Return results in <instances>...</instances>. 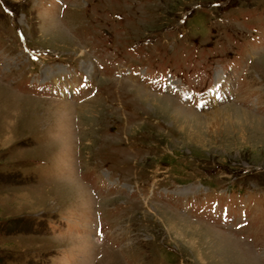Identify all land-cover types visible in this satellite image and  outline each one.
I'll list each match as a JSON object with an SVG mask.
<instances>
[{
    "label": "rangeland",
    "instance_id": "1",
    "mask_svg": "<svg viewBox=\"0 0 264 264\" xmlns=\"http://www.w3.org/2000/svg\"><path fill=\"white\" fill-rule=\"evenodd\" d=\"M0 264H264V0H0Z\"/></svg>",
    "mask_w": 264,
    "mask_h": 264
},
{
    "label": "bare ground",
    "instance_id": "2",
    "mask_svg": "<svg viewBox=\"0 0 264 264\" xmlns=\"http://www.w3.org/2000/svg\"><path fill=\"white\" fill-rule=\"evenodd\" d=\"M55 67H56V71L55 72H57V73H59V74H61V69H62V66H56L55 65ZM63 72V71H62ZM243 115L245 116V117H250V118H255V117H253V116H251V115H249V114H247V113H243ZM260 123H261V121L260 120H258Z\"/></svg>",
    "mask_w": 264,
    "mask_h": 264
}]
</instances>
